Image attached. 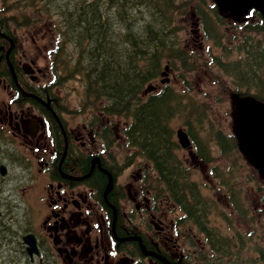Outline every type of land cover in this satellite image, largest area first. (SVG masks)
Listing matches in <instances>:
<instances>
[{
  "label": "flooded vegetation",
  "instance_id": "af4514ba",
  "mask_svg": "<svg viewBox=\"0 0 264 264\" xmlns=\"http://www.w3.org/2000/svg\"><path fill=\"white\" fill-rule=\"evenodd\" d=\"M6 28L0 224H13L16 245L0 241L2 264H264L262 249L247 259L228 255L225 241L207 230L200 240L163 186L154 187L150 164L127 146L126 122L93 112L85 118L80 99L69 107L51 84L46 37ZM25 234L35 240L31 255Z\"/></svg>",
  "mask_w": 264,
  "mask_h": 264
},
{
  "label": "trees",
  "instance_id": "16d2710c",
  "mask_svg": "<svg viewBox=\"0 0 264 264\" xmlns=\"http://www.w3.org/2000/svg\"><path fill=\"white\" fill-rule=\"evenodd\" d=\"M21 8L31 11L21 13L20 22L0 11V20L5 24L0 30L7 33L9 24L27 25L49 17L61 46L53 49L52 67L58 68L53 71V85L80 76L87 107L108 116L129 117L131 122L125 132L129 145L154 164L172 199L205 231L207 201L196 184L189 181V170L175 155L170 120L176 116L184 119L192 136L206 123L210 129L219 128L216 122L208 121L209 104L193 100L169 84L145 101L141 94L144 86L159 76L164 64L177 72L181 70L182 81L194 69L192 56L178 37V32L184 30L185 16L193 12L199 18L204 40L217 49V52L208 50L205 65L227 77L236 96H250L264 102V46L251 44L254 35L264 38L262 15L251 9L252 21L238 24L228 20L212 0H20L19 7L11 10ZM227 25L245 37L244 44L235 47V51L244 55L231 61L226 57L231 50L224 45ZM231 37L237 39L233 34ZM228 141L236 143L231 137ZM233 170L229 166L226 176L232 177ZM260 191V200L264 202L261 184L257 186V192ZM234 193L232 200L240 201L238 191H232L231 195ZM6 228L7 224L3 229ZM15 245L13 242L12 246Z\"/></svg>",
  "mask_w": 264,
  "mask_h": 264
},
{
  "label": "rangeland",
  "instance_id": "374dc122",
  "mask_svg": "<svg viewBox=\"0 0 264 264\" xmlns=\"http://www.w3.org/2000/svg\"><path fill=\"white\" fill-rule=\"evenodd\" d=\"M209 1V0H208ZM211 1V0H210ZM213 2L215 0H212ZM20 0H0V11L4 10V16H15L16 21L20 22V14L21 13H28L31 11L30 8H21L20 10H11L13 7H19ZM32 15V14H29ZM232 17V16H231ZM196 16L193 13H189V15L184 20V30H180L178 32V37L182 46L184 45L186 50L191 54V62H193L194 69L187 73L185 77V81H182V73L181 70L179 72L175 71L173 68L168 67L167 69L162 70L163 75L157 77L154 81L148 84H154L156 87H162L160 81L167 83L169 85L175 86L179 89L181 94H188L192 96L193 100H202L207 102V111L206 116L208 117V121H211L213 124L216 122L219 126H221L224 133L228 134V129H231L235 122H237L236 118V104L234 96L230 95L232 92V88L230 87L228 81L225 80L222 74L219 71L207 66L208 64V50H212L213 52L216 51V47L212 48V44L210 41L203 40V36L200 30V27H195L194 23ZM237 19L235 21L240 20L239 16L233 17ZM49 17H43L40 21L36 23H28L27 25H17L19 28L18 30L23 33L27 30L32 32L36 31V36H45L47 39L45 40V45L50 46V42H52L53 47H61L59 45V41L53 36V26L51 25V20H48ZM229 20V18H227ZM241 24V23H240ZM229 26V25H228ZM230 27L231 34H236L239 37H243L238 31H234L233 27ZM226 39L231 38L230 35L225 37ZM225 41V40H224ZM228 47L231 46L230 41H225ZM244 43L243 38L238 39V46H242ZM44 44V42H43ZM251 44H260L264 46V38L261 35L254 36ZM231 48V47H230ZM70 50V48H69ZM234 50V49H233ZM68 52V50L66 51ZM62 56V54H61ZM227 60L231 61L240 58L236 52L233 53L228 51L226 55ZM210 68V71L209 69ZM183 82V83H182ZM62 97L67 100L69 107L77 106V102L80 99V110H85V118H87V113L91 112V108H88L85 101L83 100V84L82 80L80 79H70L66 81V83L61 86L60 88ZM69 101V102H68ZM72 103V104H71ZM185 107L184 104H182ZM210 114V115H209ZM184 119L180 118L179 116L175 118H171L170 126L173 130H177L178 128L184 126ZM210 124H205L204 128L201 129L198 133L199 139L203 142L211 143L212 146L210 147L211 152V163L209 165L204 166L203 170H196L195 172L191 173V179L201 185V189L203 194L206 196H210L213 199L212 211L209 213L208 218L211 225H213L218 231L222 234L226 235V232H229L231 229L236 228L237 225L242 224V226L246 227L247 230H253L252 234L256 232L259 235V238H264V205L259 203L260 195L254 191L253 185L254 182H260L262 179L258 172H255L253 167L252 161L244 154L245 152L242 151V157L238 155L240 159L237 161H232L233 156L229 155V153L221 154L217 147L215 146L214 142L211 140V131ZM235 128V127H234ZM233 128V129H234ZM208 133L206 135V131ZM204 130V131H203ZM206 135V137H205ZM187 153L181 150H178V155L183 158V162L185 163L186 168L193 169L192 165L188 162ZM227 165L233 166L235 171L233 170L232 173L234 174L232 177L234 179L241 180V193L239 192V196L242 200V206L245 211V218L246 221H242L238 219L239 215L237 214L233 208L229 197V191H226L227 187H223L222 179L220 177H228L226 175L229 174L227 172ZM214 167V168H213ZM217 171L218 175L214 172ZM250 174L247 177L244 174ZM255 175L253 176L252 174ZM220 176V177H219ZM246 179L251 180L246 182ZM228 186V185H227ZM255 186V185H254ZM221 212V213H220ZM240 216V215H239ZM252 216L255 219L256 224H252L250 226V222H247V219ZM1 232V230H0ZM11 239H14L15 234L13 233L10 235ZM201 240V238L198 236ZM257 237L255 236V239ZM254 239L253 242L249 240L247 237L245 238V246H258L256 245V240ZM249 241V242H248ZM259 244H264V241L258 242ZM236 251V250H234ZM6 254H9L10 251L5 250ZM238 252L243 255L251 256L249 252H244V249H238ZM3 254V253H2ZM5 255V254H4ZM3 262L0 261V264Z\"/></svg>",
  "mask_w": 264,
  "mask_h": 264
},
{
  "label": "water",
  "instance_id": "95a60500",
  "mask_svg": "<svg viewBox=\"0 0 264 264\" xmlns=\"http://www.w3.org/2000/svg\"><path fill=\"white\" fill-rule=\"evenodd\" d=\"M222 10L232 8L236 12H246L249 8L259 10L264 17V0H218ZM238 138L241 147L254 159L264 177V104L253 99H238ZM179 143L189 144L185 133L177 131ZM30 254L34 249V240L30 235L23 237Z\"/></svg>",
  "mask_w": 264,
  "mask_h": 264
}]
</instances>
